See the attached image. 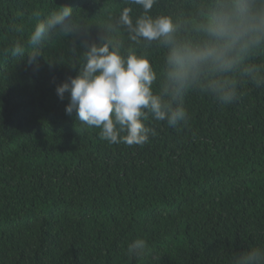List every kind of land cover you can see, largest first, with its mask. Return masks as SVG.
Wrapping results in <instances>:
<instances>
[{"label":"trees","instance_id":"1","mask_svg":"<svg viewBox=\"0 0 264 264\" xmlns=\"http://www.w3.org/2000/svg\"><path fill=\"white\" fill-rule=\"evenodd\" d=\"M184 4L160 0L153 13ZM66 5L93 39L126 6L0 0V264H230L264 243V87L245 83L231 105L191 93L187 126L150 121L156 135L143 146L110 144L57 95L77 75L71 38L56 37L38 66L6 52ZM136 237L158 259H128Z\"/></svg>","mask_w":264,"mask_h":264},{"label":"clouds","instance_id":"2","mask_svg":"<svg viewBox=\"0 0 264 264\" xmlns=\"http://www.w3.org/2000/svg\"><path fill=\"white\" fill-rule=\"evenodd\" d=\"M159 3L124 0L117 16L96 25L98 39L91 37L93 25L77 20L74 8L61 6L6 52L23 58L27 53V63L38 66L56 37L71 38L77 75L59 84L57 95L64 99L67 93L66 114L99 129L110 144L143 146L156 135L150 121L187 126L185 100L191 93L231 105L245 83L264 87V0H185L180 10L153 13ZM133 6L142 12L133 16ZM153 49L161 53L158 64L152 62ZM124 255L158 259L143 237L127 243ZM230 264H264V243L234 252Z\"/></svg>","mask_w":264,"mask_h":264}]
</instances>
